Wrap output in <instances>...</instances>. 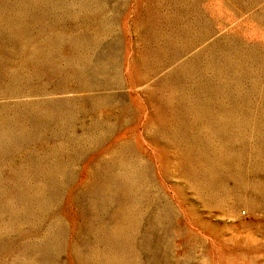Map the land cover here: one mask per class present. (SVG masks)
Wrapping results in <instances>:
<instances>
[{
  "label": "rangeland",
  "instance_id": "rangeland-1",
  "mask_svg": "<svg viewBox=\"0 0 264 264\" xmlns=\"http://www.w3.org/2000/svg\"><path fill=\"white\" fill-rule=\"evenodd\" d=\"M219 261L264 264V0H0V264Z\"/></svg>",
  "mask_w": 264,
  "mask_h": 264
},
{
  "label": "bare ground",
  "instance_id": "bare-ground-1",
  "mask_svg": "<svg viewBox=\"0 0 264 264\" xmlns=\"http://www.w3.org/2000/svg\"><path fill=\"white\" fill-rule=\"evenodd\" d=\"M227 48H228V47H227ZM216 247H217V246H216ZM220 248H221V247H220ZM212 251H213V250H212ZM216 252H218V251L216 250ZM213 253H214V252H213ZM228 253H229V252H228ZM210 255H211V254H210ZM213 255H214V254H213ZM224 255H225V254H224ZM224 255H223V256H224ZM235 255H236V254H235ZM216 256H217V254L214 255V258H216ZM223 256H222V257H223ZM232 256H233V255H232ZM232 256H231V257H232ZM240 256H241V255H240ZM211 257H212V256H210V258H211ZM220 257H221V255H220ZM225 257H226V256H225ZM233 257H234V256H233ZM241 258H242V257H241ZM216 259H219V260H220V258H216ZM221 259H222V258H221ZM232 259H233V258H232ZM222 261H223V259H222ZM224 261H225V260H224ZM227 261H228V260H227ZM229 261H230V260H229ZM212 262H213V261H212ZM212 262H211V263H212ZM216 262H217V260H216ZM216 262H215V264L218 263V262H217V263H216ZM219 262H220V261H219ZM225 262H226V261H225ZM233 262H234V261H233ZM220 264H222V263L220 262ZM229 264H231V263H229Z\"/></svg>",
  "mask_w": 264,
  "mask_h": 264
}]
</instances>
